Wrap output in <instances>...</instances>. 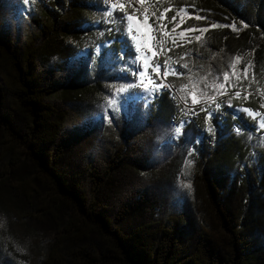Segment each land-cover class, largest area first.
<instances>
[{"label": "trees", "instance_id": "trees-1", "mask_svg": "<svg viewBox=\"0 0 264 264\" xmlns=\"http://www.w3.org/2000/svg\"><path fill=\"white\" fill-rule=\"evenodd\" d=\"M28 4L31 29L23 40L0 30V217L8 219L0 252L11 242L26 249L37 244L43 252L37 264H264V142L253 145L264 129L257 127L259 117L237 112L264 113V0H152L170 35L167 77L174 85L189 84L192 56L208 50L240 57L253 69L238 84L241 95L231 97V116L212 115L211 130L201 134L192 206L166 218L155 217L162 198L148 189L122 203L117 183L126 179L125 166L109 163L102 176L63 134L68 104L99 98L100 83L58 81L77 58L138 68L137 57L145 53H136L135 45L144 34L156 50L153 19L136 8L107 9L103 0ZM129 27L137 28V40ZM193 27L208 31L181 37ZM172 113L170 95L156 89L147 119L168 122ZM210 215L218 220L217 232ZM50 230L52 236L42 234ZM41 236L48 241L35 243Z\"/></svg>", "mask_w": 264, "mask_h": 264}, {"label": "rangeland", "instance_id": "rangeland-1", "mask_svg": "<svg viewBox=\"0 0 264 264\" xmlns=\"http://www.w3.org/2000/svg\"><path fill=\"white\" fill-rule=\"evenodd\" d=\"M30 29L28 0L27 3L25 0H0V30L3 36L20 41L28 35ZM138 62L137 65L141 67L142 59H137ZM233 64L238 73L247 65L231 54L216 53L213 50L206 51L205 55L192 56V62L186 69L192 84L187 93L188 99H191L190 93L195 91L202 94L196 104L209 101L208 96L213 99H226L227 96L230 103L234 93L241 91L238 84L249 79L253 71L251 64L247 78L237 81L230 76V83L225 84L223 74L231 73ZM133 69L135 67H130L127 62H105L99 65L85 58H77L66 71L59 72L60 83L82 77L85 81L100 83L102 87L99 98L68 104L70 113L63 134L73 143L81 160L97 166L102 176L109 163L125 166L126 179L123 184L114 183V187L117 185L121 189L119 200L122 203L133 200L139 193L145 195L148 189L162 198V203H159L158 208L155 207L157 210L154 209L157 211L155 217L166 218L192 206L194 153L202 133L186 125L181 132H177L178 127H173L169 121L148 120L149 103L157 88L149 84L148 89L154 88V91H146L144 85L147 80L138 74L133 75ZM232 84L237 87H232ZM109 116L111 120L107 118ZM253 138L254 146L257 142H264V134H256ZM175 168H179V172L171 176L170 171ZM110 173L112 176L114 172ZM207 219L212 231L217 232L218 220L213 215ZM7 225L8 219L0 217V229H6ZM42 234L52 236L53 230ZM35 240V243L48 241L44 236L36 237ZM7 243L8 248L0 252V264H37L43 257V252L36 248L37 244L26 249L23 244Z\"/></svg>", "mask_w": 264, "mask_h": 264}, {"label": "built area", "instance_id": "built-area-1", "mask_svg": "<svg viewBox=\"0 0 264 264\" xmlns=\"http://www.w3.org/2000/svg\"><path fill=\"white\" fill-rule=\"evenodd\" d=\"M113 2L114 0H103V4L107 9H112ZM119 3H123L124 8H136L145 17L153 19L151 29L156 34V50L154 55H150V61L158 63L160 69L158 73L150 69V79L153 86L162 85L163 91L170 95L173 104V113L170 116L169 123L173 127H180L182 120L188 121V123L184 125L193 126L199 132L206 133L211 126L210 119H207L209 112H211L212 115H217L222 118L230 117L231 112L228 107L229 103L227 96L226 99L225 97H219L193 105L185 100L180 94L178 87L174 85L167 76H164V72L168 71L170 35L160 26V23L156 19V15L151 7L152 0H145L144 4L139 3V0H119ZM132 34H137V31L133 29ZM156 88L161 90L159 87ZM217 104L220 105L219 108L216 107Z\"/></svg>", "mask_w": 264, "mask_h": 264}, {"label": "snow or ice", "instance_id": "snow-or-ice-1", "mask_svg": "<svg viewBox=\"0 0 264 264\" xmlns=\"http://www.w3.org/2000/svg\"><path fill=\"white\" fill-rule=\"evenodd\" d=\"M25 2L27 3V0H25ZM144 2H145V0H139V3H141V4H144ZM117 7H119V9L123 10L124 9V4L123 3H119V0H114V2L112 3V9H116ZM106 15L109 16V17H112L113 13L111 11H107ZM125 18L127 19V21L131 22L133 20V15L127 14ZM196 18L197 19H203L204 17L197 16ZM173 20H175V17H173ZM211 26L215 27L216 25H211ZM224 26L225 27H229V25H224ZM245 26H247V25H245ZM230 27H232L235 30V24L230 25ZM137 28L139 29V25H137ZM109 31H111V29H109ZM129 31L130 32L132 31L131 27H129ZM197 31L203 33V32H207L208 29L207 28L199 29V28H195V27L188 28V29H185L184 32H181L180 35H181V37H183L185 32L192 33V32H197ZM144 35H145L146 38H142L141 40H138L136 45H135V52L136 53H139L142 48L144 50L145 54L143 55V57H137L139 59H142L143 63H142L141 67L133 69V75H137L138 74L140 77L144 78V80H147V83L144 85L146 91L147 90H153L154 91L155 87H159V88H161V90H163V86L162 85H155L153 89H148V85L152 84L151 79L148 78L150 76L149 69H151L152 71L158 73L159 69H160V65L158 63H154V62L150 61V57H149L148 53H152L153 55L155 54L153 52V47H152V37L149 34H144ZM131 38H132V40H137V36L135 34H133ZM195 38L197 40H199L200 36H196ZM188 42L191 43V40H189ZM236 59L239 60L240 57H236ZM231 67H232L231 73L225 72L223 74L224 83L225 84H229L230 83V76L235 77V79L237 81H239L241 78H247L248 69H249V67H251V64L249 63V64L245 65V67L241 70L240 73H238L236 71V65L235 64H233ZM241 73L243 74V76L241 75ZM167 75H168V72L165 71L164 72V76L166 77ZM231 86L232 87H237L236 84H232ZM260 91H262V93H264V90H260ZM190 95H191V99H192V104L193 105H195L196 103L199 102L198 98H202V94L201 93H196L195 91L191 92ZM234 95L239 97L241 95V93L239 91H237V92L234 93ZM248 95H250V93ZM245 98H247V96H245ZM207 99L210 101V100L213 99V97L208 96ZM228 106L232 107L231 103H229ZM216 107L219 108L220 105L217 104ZM261 107L264 108V105H261ZM239 111H242L245 114H248L253 119H256V117H259L260 119H259L257 127L259 129H264V113H261V112H258V111H254V110L249 109V108L237 109V112H239ZM211 117H212V113L209 112L208 116H207V119H211ZM102 118H104V117L102 116ZM107 118L109 120H111L110 116L107 117ZM185 123H188V121H183L182 120L181 123H180V127L176 128V131L177 132H181V129H182V127H183V125ZM209 130H211V129H209ZM241 130H242L241 127H237L236 128L237 132H240Z\"/></svg>", "mask_w": 264, "mask_h": 264}, {"label": "crops", "instance_id": "crops-1", "mask_svg": "<svg viewBox=\"0 0 264 264\" xmlns=\"http://www.w3.org/2000/svg\"><path fill=\"white\" fill-rule=\"evenodd\" d=\"M135 26L137 27V24H135ZM137 31V28H133ZM136 35V34H135ZM139 54V53H138ZM142 54V52H140V55ZM188 72V70H186V73ZM191 80H189V84L187 86H184L183 88H179V92L180 94L182 95V97L185 99V100H188V101H192V99H188V92H189V88L191 87Z\"/></svg>", "mask_w": 264, "mask_h": 264}, {"label": "bare ground", "instance_id": "bare-ground-1", "mask_svg": "<svg viewBox=\"0 0 264 264\" xmlns=\"http://www.w3.org/2000/svg\"><path fill=\"white\" fill-rule=\"evenodd\" d=\"M155 39V38H154ZM156 49V48H155Z\"/></svg>", "mask_w": 264, "mask_h": 264}]
</instances>
